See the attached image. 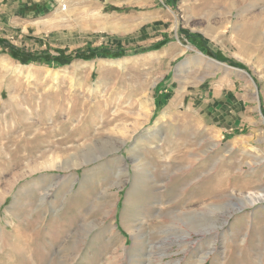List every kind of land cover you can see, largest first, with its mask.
Segmentation results:
<instances>
[{"label":"rangeland","instance_id":"374dc122","mask_svg":"<svg viewBox=\"0 0 264 264\" xmlns=\"http://www.w3.org/2000/svg\"><path fill=\"white\" fill-rule=\"evenodd\" d=\"M167 1L165 42L227 46L180 88L225 73L254 90L241 138L185 131L196 115L179 86L154 100L144 43L24 63L0 38V264H264V0Z\"/></svg>","mask_w":264,"mask_h":264},{"label":"crops","instance_id":"0c3cea01","mask_svg":"<svg viewBox=\"0 0 264 264\" xmlns=\"http://www.w3.org/2000/svg\"><path fill=\"white\" fill-rule=\"evenodd\" d=\"M61 3L68 6L65 8L68 9V17L62 25L51 13L60 9ZM108 5L124 9L122 20L105 17L102 11ZM170 14L167 0H0V19H4L0 20V34L4 37L0 35V38H4L18 52L38 55L46 51L53 56L60 50L68 53L76 48L88 53L102 43L104 46H119L126 39L132 44L144 43L147 55L160 62L162 72L153 96L155 101H162L173 88L175 91L182 86L180 80L183 75L196 69L197 53L203 56L201 51L215 47L220 56L228 54L223 41L213 44L205 41L200 45L191 39L192 43H188L190 48L197 44L201 51L193 49L189 55L184 54L188 45L183 40L177 38L176 42H165L168 40L165 20ZM72 15L80 17L77 19ZM178 55L181 59L174 67L163 65L164 61L170 63ZM216 74L218 81L215 86L208 84L204 78L198 84L187 83L184 90L180 88L182 95L179 102L192 109L198 124L195 129L184 130L189 134L193 131V136L199 135L198 140L202 143L208 140L206 131L212 133L209 138L215 137L217 132L229 138H241L236 136L242 135L239 131L250 118L251 101L255 103L254 90L249 86L246 88V80L232 74ZM260 97L264 99V86Z\"/></svg>","mask_w":264,"mask_h":264},{"label":"trees","instance_id":"16d2710c","mask_svg":"<svg viewBox=\"0 0 264 264\" xmlns=\"http://www.w3.org/2000/svg\"><path fill=\"white\" fill-rule=\"evenodd\" d=\"M10 47H11V52H12V46H10ZM13 55H15L17 57L20 56V55H17L16 52H13ZM78 55H80V54H78ZM53 58L55 60H59L60 57L57 55V56H54ZM18 59L21 60L22 62L26 63L28 61H35L38 59V57H36L34 55H30V54H24V57H18Z\"/></svg>","mask_w":264,"mask_h":264},{"label":"built area","instance_id":"2783aa9c","mask_svg":"<svg viewBox=\"0 0 264 264\" xmlns=\"http://www.w3.org/2000/svg\"><path fill=\"white\" fill-rule=\"evenodd\" d=\"M65 7H66L65 3L61 5V8L65 9Z\"/></svg>","mask_w":264,"mask_h":264},{"label":"bare ground","instance_id":"6f19581e","mask_svg":"<svg viewBox=\"0 0 264 264\" xmlns=\"http://www.w3.org/2000/svg\"><path fill=\"white\" fill-rule=\"evenodd\" d=\"M58 157V156H57ZM259 201V200H258ZM251 202V201H250ZM254 202V201H253ZM252 203V202H251ZM205 258V257H204ZM202 261H203V259H202Z\"/></svg>","mask_w":264,"mask_h":264}]
</instances>
